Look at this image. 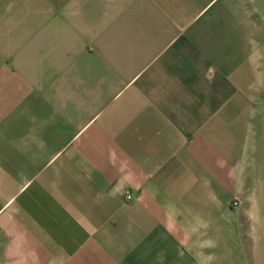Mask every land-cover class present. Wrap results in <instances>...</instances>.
Wrapping results in <instances>:
<instances>
[{"label": "crops", "instance_id": "0c3cea01", "mask_svg": "<svg viewBox=\"0 0 264 264\" xmlns=\"http://www.w3.org/2000/svg\"><path fill=\"white\" fill-rule=\"evenodd\" d=\"M31 1L0 0V264H264V0Z\"/></svg>", "mask_w": 264, "mask_h": 264}, {"label": "rangeland", "instance_id": "374dc122", "mask_svg": "<svg viewBox=\"0 0 264 264\" xmlns=\"http://www.w3.org/2000/svg\"><path fill=\"white\" fill-rule=\"evenodd\" d=\"M30 1V0H29ZM34 0L33 1H31V3H30V6H25L27 9H29V8H33V6H34ZM14 17H17V16H14ZM5 20V16H2V15H0V22H3Z\"/></svg>", "mask_w": 264, "mask_h": 264}, {"label": "built area", "instance_id": "2783aa9c", "mask_svg": "<svg viewBox=\"0 0 264 264\" xmlns=\"http://www.w3.org/2000/svg\"><path fill=\"white\" fill-rule=\"evenodd\" d=\"M125 200H126L127 202H129V201L132 200V196H131V194H130L129 192L126 193Z\"/></svg>", "mask_w": 264, "mask_h": 264}]
</instances>
